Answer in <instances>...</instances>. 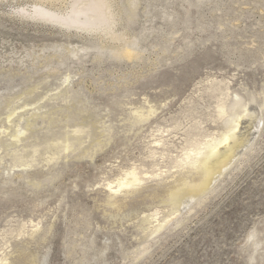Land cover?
Here are the masks:
<instances>
[{
    "label": "rangeland",
    "instance_id": "rangeland-1",
    "mask_svg": "<svg viewBox=\"0 0 264 264\" xmlns=\"http://www.w3.org/2000/svg\"><path fill=\"white\" fill-rule=\"evenodd\" d=\"M36 1L0 0V263L264 264V0H112L121 39L21 12ZM235 115L234 160L151 233L199 178L184 150ZM130 170L144 183L108 203Z\"/></svg>",
    "mask_w": 264,
    "mask_h": 264
},
{
    "label": "bare ground",
    "instance_id": "bare-ground-1",
    "mask_svg": "<svg viewBox=\"0 0 264 264\" xmlns=\"http://www.w3.org/2000/svg\"><path fill=\"white\" fill-rule=\"evenodd\" d=\"M42 1L44 0H37L32 5L30 10L28 8L22 7L21 12H26V11L31 12V14L34 15V16L32 15V17L34 18L35 17L41 19L43 18V20L46 19L45 21L49 20L50 22H54L58 25L64 26L65 28L66 27L77 28L82 30L100 29L101 31L107 33L109 37L112 39H119V38L121 39L122 37L116 31V25L118 24L119 18L116 16V13L112 8V0H69L67 3L68 4L67 7L65 6L66 9L64 10L65 7L61 9L63 11H60V9L57 10L56 7L55 9H53V7L52 8L47 7L43 4ZM132 3H131V7H132ZM129 10L130 13L133 12V10L130 7ZM126 43L127 42L125 41L123 46L121 47L118 46V48L116 47V49L113 50L114 52L113 55L115 54V56H121L127 58L133 57L136 54L134 52L135 49H133L132 45H125ZM142 112L144 113V110ZM150 113L153 112L151 111ZM225 113H226V108L224 104L221 103L218 106V114L220 116V115H224ZM144 116L146 117V115ZM252 119H254V116L251 115L249 121L252 122ZM229 121L231 122V125L226 127V129L223 132H221L219 136L210 137L209 135L207 136L209 138H207L206 140L193 143L190 149L188 148L187 150L185 149L186 151L184 150V153H182L183 154L182 157H180L178 161V166L181 168L182 166L187 165L189 167V173L193 172L194 174L199 175V178L196 180L194 179L188 180L185 177L179 178L178 183L174 187H171L167 190L166 199H168L171 203L175 204L174 205L175 208L167 216L163 217V219L161 218V220L155 218L157 216L156 212H153L151 217H149L148 215L145 216L144 218L145 220L144 219L143 220L147 221L148 223H152L151 219L152 220L154 219L156 221V224L152 226V229H150L151 233H156L157 231L162 229L165 226V224L169 222L173 218V216L176 215V213H178L180 208V203H185V200H183L184 196H187L190 199H194L195 197L205 193L211 187L213 181L217 177H219L223 173V171L234 160V157L237 155L236 149L241 146L243 140L247 137V136L244 137L245 132L246 131L248 132V130L251 129L252 126H249L248 129L243 131L244 133L241 135V133L237 132L240 123L239 116L235 115L234 117L230 118ZM66 148H68V146H66ZM187 166L185 167L187 168ZM140 168L141 167H139V169ZM158 170L159 168H157V171ZM122 173L124 174V172ZM164 173L166 174L165 171ZM140 174L142 173H138L135 170H130L126 172L123 176L121 175L122 177L117 178L116 180L114 179L115 181L111 179V181L107 180V182L104 183V185L101 184L108 190V194L106 196L107 202L114 203L115 205V200L118 199V198L115 199V196L117 194L121 192L123 193H128L130 191L133 192V189L136 186L142 185V182L148 175V170L147 173L145 171L143 172V176H141ZM151 174L153 175L152 172ZM154 175L156 176L157 174ZM0 264H6V263H0Z\"/></svg>",
    "mask_w": 264,
    "mask_h": 264
}]
</instances>
